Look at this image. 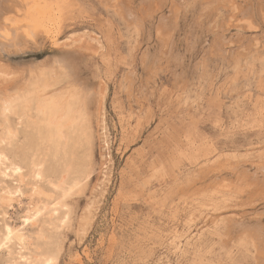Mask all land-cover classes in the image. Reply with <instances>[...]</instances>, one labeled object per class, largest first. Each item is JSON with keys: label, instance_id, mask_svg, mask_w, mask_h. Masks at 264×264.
Masks as SVG:
<instances>
[{"label": "rangeland", "instance_id": "obj_1", "mask_svg": "<svg viewBox=\"0 0 264 264\" xmlns=\"http://www.w3.org/2000/svg\"><path fill=\"white\" fill-rule=\"evenodd\" d=\"M47 6L0 40V101L54 75L88 135L54 158L25 119L0 121V264H264V0Z\"/></svg>", "mask_w": 264, "mask_h": 264}, {"label": "bare ground", "instance_id": "obj_2", "mask_svg": "<svg viewBox=\"0 0 264 264\" xmlns=\"http://www.w3.org/2000/svg\"><path fill=\"white\" fill-rule=\"evenodd\" d=\"M47 8V0H0V40L10 42L20 30L33 32L35 29L40 28V26L43 27V25L48 22L49 16L52 15V12ZM25 16L26 20L24 23H19L18 20ZM63 66H61L60 69H62ZM65 69L63 68L62 72L67 75L69 70ZM55 78L54 75L51 76L50 82L42 85L43 87L39 92L35 90L24 94L18 92L0 101V121H2L3 125L10 124V116H18L19 122L25 119L27 128L32 130L28 135L30 137L37 135L40 140L47 143L49 145L50 155L54 158L59 157L60 154H64L69 140L77 142L78 138H84L88 135L86 127L87 116L82 107L83 98L80 92L67 90L58 93L55 91L56 94L52 95L48 91L56 85ZM4 155L3 153L0 154V166H3L6 161ZM12 168L14 167L12 166ZM36 169H39V166ZM42 170V168L38 171L33 169L32 174L35 176V179H38V177L42 179L41 177L45 176V172ZM6 171H2L4 174L3 176L7 174ZM14 171L17 172L18 167H15ZM70 190L71 188L67 190L63 189L62 195L64 196L66 192ZM16 193H18V191ZM6 194L7 195L0 196L1 204H9L13 200V194L11 192H6ZM38 207L36 206L34 209L29 210V218L38 216L40 212V208ZM66 219L65 214V216L60 219V223L64 224ZM28 221L31 220L29 219ZM13 239L19 241L21 244L25 241L23 235L19 234L17 231L7 230L2 243L4 245L6 242ZM51 258L52 254L46 253L41 263L33 264H49V262H53ZM28 261L29 259L27 262Z\"/></svg>", "mask_w": 264, "mask_h": 264}]
</instances>
